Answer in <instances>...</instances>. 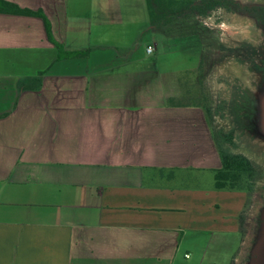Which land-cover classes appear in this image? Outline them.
Returning a JSON list of instances; mask_svg holds the SVG:
<instances>
[{"label":"crops","instance_id":"1","mask_svg":"<svg viewBox=\"0 0 264 264\" xmlns=\"http://www.w3.org/2000/svg\"><path fill=\"white\" fill-rule=\"evenodd\" d=\"M6 1L42 10L64 50L91 51L58 60L43 18L0 13V264H183L241 232L226 195L202 188L222 162L198 78L173 86L201 68L149 61L162 30L145 0Z\"/></svg>","mask_w":264,"mask_h":264},{"label":"rangeland","instance_id":"2","mask_svg":"<svg viewBox=\"0 0 264 264\" xmlns=\"http://www.w3.org/2000/svg\"><path fill=\"white\" fill-rule=\"evenodd\" d=\"M237 1L245 5H264V0ZM199 20L203 27L200 29V40L196 41L194 38L188 41L176 33L159 32L155 38L160 44L158 51L148 56V59L151 63L157 62L159 66L173 64L184 67L189 65L191 60V65L200 66L198 74L191 68L176 74L173 86L182 91H193L191 85L196 81V77L200 79L201 86L197 80L196 89L202 87L206 96L205 102L212 109L213 117L210 123L218 141L224 149L253 158L259 174L250 192L216 189L217 195L227 197L225 213L241 217V232L214 234L209 248L206 249L203 244V249L186 251L192 259L183 264H198V261L199 264H255L247 247L250 232L255 226H259L257 217L264 209V125L260 126V129H263L260 130V135L250 130H241L231 108L237 100H243L245 108L249 107L253 100L264 104V26L250 16L227 12L224 9H218L207 17H199ZM193 31H196V27ZM145 36H149V33ZM147 40L141 42L142 51H145ZM132 45L133 51H137V45ZM195 55L200 56L198 63ZM159 57L162 62H158ZM100 60L105 61L101 58ZM227 135L232 136L233 145ZM205 177L207 182L202 188L215 191V188L211 187V183L215 182L214 174L209 172ZM200 238L202 241L204 237ZM202 253L205 254L204 258L199 260Z\"/></svg>","mask_w":264,"mask_h":264},{"label":"trees","instance_id":"3","mask_svg":"<svg viewBox=\"0 0 264 264\" xmlns=\"http://www.w3.org/2000/svg\"><path fill=\"white\" fill-rule=\"evenodd\" d=\"M147 4L150 24L164 34H177L184 36L188 41L201 37L200 29L203 28L199 17H207L210 13L224 9L227 12L242 13L250 16L264 26V5L242 4L237 0H145ZM0 13H8L21 16L40 17L45 20L47 33L52 42L59 49L58 60L88 57L91 49L82 51H66L52 36L51 25L42 10L22 8L15 3L0 0ZM196 18V19H194ZM196 27V31H193ZM205 30V29H204ZM185 39V40H186ZM45 72L36 77H30L20 83V91L39 90L42 86V78ZM242 101L233 103L231 112L236 117V122L241 130H250L260 135L261 125H264V104L251 101L249 107H244ZM206 114L211 120L212 109L207 102L204 105ZM218 151L222 166L215 170V189L217 190H245L252 191L257 176L258 166L250 158L241 153H234L224 149L217 139ZM264 136V135H263ZM233 145L231 135H227ZM262 219V217H261ZM259 218V220L261 221Z\"/></svg>","mask_w":264,"mask_h":264},{"label":"flooded vegetation","instance_id":"4","mask_svg":"<svg viewBox=\"0 0 264 264\" xmlns=\"http://www.w3.org/2000/svg\"><path fill=\"white\" fill-rule=\"evenodd\" d=\"M257 221L259 222V226H255L250 232L251 237L249 238L247 249L255 264H264V259H262V251L264 248V209L259 213Z\"/></svg>","mask_w":264,"mask_h":264},{"label":"built area","instance_id":"5","mask_svg":"<svg viewBox=\"0 0 264 264\" xmlns=\"http://www.w3.org/2000/svg\"><path fill=\"white\" fill-rule=\"evenodd\" d=\"M155 51H156V46L155 45H149L147 47V53L149 55H152ZM186 257H189V255L187 254Z\"/></svg>","mask_w":264,"mask_h":264}]
</instances>
